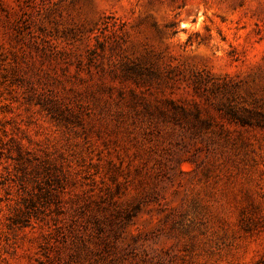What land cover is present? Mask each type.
I'll list each match as a JSON object with an SVG mask.
<instances>
[{"label": "rangeland", "instance_id": "374dc122", "mask_svg": "<svg viewBox=\"0 0 264 264\" xmlns=\"http://www.w3.org/2000/svg\"><path fill=\"white\" fill-rule=\"evenodd\" d=\"M0 264H264V0H0Z\"/></svg>", "mask_w": 264, "mask_h": 264}, {"label": "trees", "instance_id": "16d2710c", "mask_svg": "<svg viewBox=\"0 0 264 264\" xmlns=\"http://www.w3.org/2000/svg\"><path fill=\"white\" fill-rule=\"evenodd\" d=\"M38 168H40L39 166H35L34 170L38 171Z\"/></svg>", "mask_w": 264, "mask_h": 264}]
</instances>
